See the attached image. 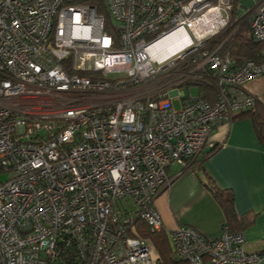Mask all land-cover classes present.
I'll use <instances>...</instances> for the list:
<instances>
[{
	"label": "built area",
	"instance_id": "2783aa9c",
	"mask_svg": "<svg viewBox=\"0 0 264 264\" xmlns=\"http://www.w3.org/2000/svg\"><path fill=\"white\" fill-rule=\"evenodd\" d=\"M105 4L108 30L77 0H0V264H67L72 254L155 264L131 231L137 220L165 230L154 202L170 165L192 168L216 147L215 129L256 104L247 84L264 78V55L238 64L229 38L219 42L234 0ZM250 30L264 45V0ZM202 71L214 99L183 98L181 84ZM245 241L227 225L216 239L186 225L171 233L174 256L190 264L260 263Z\"/></svg>",
	"mask_w": 264,
	"mask_h": 264
},
{
	"label": "crops",
	"instance_id": "0c3cea01",
	"mask_svg": "<svg viewBox=\"0 0 264 264\" xmlns=\"http://www.w3.org/2000/svg\"><path fill=\"white\" fill-rule=\"evenodd\" d=\"M257 1L250 7L240 2L237 18L248 14L250 19ZM247 91L264 105L263 77L250 81ZM211 137L219 149L207 159L199 156L192 168L171 164V184L154 202L170 245L171 233L179 226L194 227L216 239L227 225L245 234V250L261 255L258 264H264V143L246 115L221 124Z\"/></svg>",
	"mask_w": 264,
	"mask_h": 264
},
{
	"label": "trees",
	"instance_id": "16d2710c",
	"mask_svg": "<svg viewBox=\"0 0 264 264\" xmlns=\"http://www.w3.org/2000/svg\"><path fill=\"white\" fill-rule=\"evenodd\" d=\"M77 2L96 7L98 14L102 15L107 23L106 29L108 30L110 28L109 24H111V20L105 0H77ZM239 5L240 0H234L231 27L226 31V33L220 36L219 42L221 43L222 41H226L229 38V41L225 45V50L230 52V55L238 64H242L249 59H254L260 62L262 61L264 55V45L263 43H257L252 40L250 19H247L248 14L243 16L242 19L237 18L239 17ZM236 29L239 30L237 31ZM214 83H216V81L213 79V77L209 76L207 72L202 71L200 76L190 78L181 85L182 88L187 87L189 89L196 87L201 97L208 100H213L215 97V93L213 92L212 88H215ZM244 114L246 116H250L253 119L258 137L260 141L264 143V105L261 104L259 99L256 97V104L254 108L239 115L235 119L245 116ZM219 147L220 145L214 147L207 156L203 157V159H207L208 157L212 156L219 149ZM228 202L229 201L227 200L226 203ZM131 234L134 236L144 237L151 243V246L154 250L155 264H190L189 262L177 259L174 256L173 249L170 245L165 230L157 233L152 232L145 222L137 220L134 224V231H131ZM76 259L77 257L72 254L66 255L63 260H65L67 264H79L77 263ZM54 264L62 263L59 262Z\"/></svg>",
	"mask_w": 264,
	"mask_h": 264
},
{
	"label": "rangeland",
	"instance_id": "374dc122",
	"mask_svg": "<svg viewBox=\"0 0 264 264\" xmlns=\"http://www.w3.org/2000/svg\"><path fill=\"white\" fill-rule=\"evenodd\" d=\"M240 2L244 5V7H250L253 4V0H240ZM180 94L183 98H186L187 96H198V90L196 88H187L183 87L181 88ZM176 108L181 107V97H177L174 100ZM212 139V137H211Z\"/></svg>",
	"mask_w": 264,
	"mask_h": 264
},
{
	"label": "bare ground",
	"instance_id": "6f19581e",
	"mask_svg": "<svg viewBox=\"0 0 264 264\" xmlns=\"http://www.w3.org/2000/svg\"><path fill=\"white\" fill-rule=\"evenodd\" d=\"M171 39H172V36L160 41L158 46H166V45L170 44V42L172 41ZM179 48H180L179 46L169 48L170 51L168 53H165L164 56H167L169 54H174Z\"/></svg>",
	"mask_w": 264,
	"mask_h": 264
}]
</instances>
